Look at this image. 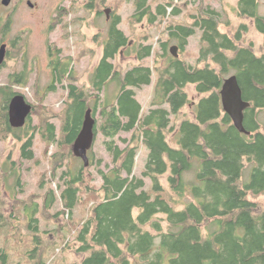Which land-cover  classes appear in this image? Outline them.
Wrapping results in <instances>:
<instances>
[{"label":"trees","instance_id":"obj_1","mask_svg":"<svg viewBox=\"0 0 264 264\" xmlns=\"http://www.w3.org/2000/svg\"><path fill=\"white\" fill-rule=\"evenodd\" d=\"M145 3L135 0L137 11L131 17L141 21L147 16L152 23L156 15ZM167 5L172 6L171 0ZM258 6V0H238L235 10L240 18L251 19L262 35L259 54L251 46L239 45L246 26L241 25L230 37L220 31V14L211 8L190 14L189 24L167 23L161 32L166 39L159 40L157 51L146 38L130 46L129 37L118 28L121 17L112 14L90 90L75 85L70 60L61 61L60 52H56L50 62L52 80L47 90L55 91L57 85L69 82L65 106L55 116L60 127L56 131L49 118L41 116L33 129L32 115L38 107L34 105L26 127L32 133L37 131L47 146L45 155L51 145L57 148L51 159L53 168L58 169L73 157L72 145L90 109L95 120L94 143L97 135L103 137L112 159L107 171L98 169L102 182L97 188L87 185L85 174L94 165L93 147L87 167L75 158L81 164L79 169L63 171L62 209L52 218L64 214L66 221L67 236L58 245L60 253L69 247L66 241L72 235L78 243L74 252L80 261L70 264H264V210L248 199L249 195L264 196V134L259 120L264 117V17L258 14ZM155 8L165 21L167 8L163 4ZM64 11L57 14L61 17ZM170 12L174 16L179 9ZM96 17H103L102 11H96ZM9 28L10 20L3 22L0 17V32ZM196 30L201 35L195 64L174 57L171 49L176 46L169 50L172 42L177 43L178 54H183ZM133 51L138 64L120 70L113 59L121 52L129 55ZM153 58L156 62L163 59V65L154 64ZM233 75L242 99L250 104L243 120L248 135L238 132L222 110L220 89ZM11 77L16 84L28 83L23 70ZM109 82L119 87L114 100L100 95ZM151 84L150 109L144 113L136 90ZM189 85L200 96L195 104L185 91ZM16 95L22 96L11 86H0V141L16 140L21 145L20 158L29 161L34 159L33 134L28 128H12L8 121L9 103ZM187 105H191L194 119L181 114ZM121 133H129V139ZM142 148L146 159L138 178L133 169ZM11 173H16L15 169ZM83 192L89 196L88 210L74 223L73 209ZM43 198L42 210L49 212L56 201L54 190L48 189ZM17 204L14 211L24 221L26 235L15 228L20 220L16 213L5 217L1 210L0 232L7 227L10 234H5V242L13 239L16 245L26 247L20 264H46L39 205L32 201ZM8 258L6 247L0 248V264H8Z\"/></svg>","mask_w":264,"mask_h":264},{"label":"rangeland","instance_id":"obj_2","mask_svg":"<svg viewBox=\"0 0 264 264\" xmlns=\"http://www.w3.org/2000/svg\"><path fill=\"white\" fill-rule=\"evenodd\" d=\"M28 1L33 5L32 8L27 5ZM100 1L11 0L7 7L3 6L0 0V17L3 22L10 20V28L0 32V46L2 44L7 45L5 65L0 66V86H11L15 91L20 92L31 106H38L36 110L33 109L35 112V114L33 112L31 121L33 129L40 124L39 117L41 116L49 118V122L54 125L56 131L60 127V120L55 116L65 106L67 98L65 86H68L69 82L65 81L62 85H57L55 91L47 90L52 80L50 62L52 58H56L57 51L60 52L61 61L67 62L70 60L75 85L91 89V76L102 57L103 43L107 37V29L112 14H119L121 17L118 28L129 37L130 46L146 38L149 42L147 44H152L157 51L159 40L166 39L165 36L161 35V32L165 29L167 23L189 24L191 23L190 14H199L204 9L211 8L220 14L219 29L221 32L233 37L240 30V26L244 25L246 26V32H241L239 45L251 46L256 54L262 52L263 38L256 31L254 22L251 19L240 18L237 15L235 8L238 0H171L172 6L167 5L170 0H146L145 4L149 5L151 11L156 15V20L152 23L149 22L147 16L141 21H136L131 17L137 11L135 0H105L104 3H100ZM258 2L257 12L264 17V0H258ZM157 4H163L167 8L165 21H163L164 17L156 13L155 6ZM89 5L92 6L91 9L88 8ZM173 8L179 9L177 15L173 16L171 15L172 11L169 12ZM59 10H65V15L60 17L57 14ZM96 11H102L103 17H96ZM105 12L108 18H104ZM200 35L201 32L196 30L195 35L188 39L183 54H178L179 51L177 50L178 57L190 64H195L200 48ZM173 46L177 47V43L174 41L169 46V50ZM113 62L120 70H127L138 64L134 51L130 52L129 55H123L121 52L113 59ZM152 62L159 64L158 66L163 65V59L156 62L153 58ZM22 70L28 76L26 86L14 83L11 77ZM154 79L155 75H153V81ZM152 88L153 84L135 89L137 99L142 104L144 113L150 109ZM185 91L189 95L191 103L195 104L200 98L193 85L186 86ZM118 92V85L115 82H109L100 95L102 97L109 96V99L114 100ZM181 114L189 119H194L191 105H187L182 109ZM259 120L261 132L264 134V117L261 115ZM27 130L29 134H33L34 159L32 160L28 161L20 158L21 145L13 138L9 137L6 141H0V210L5 217L11 213H16V216L20 219L19 214L14 211V208L18 205L17 202L26 201L28 204L31 201L36 202L39 205V214L37 215L39 230L41 234L45 233L42 234V240L44 242V254L46 252V257H44L46 264L79 262L80 256L74 252V249L78 247V243L73 241V235L69 237V241H66L69 243V247L60 253L58 245L62 244L63 237L67 236V231L64 228L66 221L64 220V214L59 215L57 219H53L52 216L62 209L59 195L64 183L63 171L69 168L74 172L79 169L81 164L74 156H69L62 162V167L54 169L51 157L54 153H57V148L51 145L47 155H45L47 146L41 141L37 131L32 133L29 127ZM120 136L129 139L130 134L121 133ZM103 141L104 138L97 135L92 148L94 165L85 173L87 185L94 188L99 187L102 182L98 175V169L107 171L112 163V159L105 151ZM119 145L123 146L121 142H119ZM59 152L61 154V149ZM145 159L146 150L142 148L135 158L133 176L141 177ZM14 169L16 173L13 174L11 171ZM53 172L55 173V179L52 178ZM42 181L43 184L41 185ZM162 181L165 184L164 178ZM146 184L148 187V180H146ZM48 189L54 190L56 201L49 212L45 211L44 213L42 210L43 195ZM80 197L82 199L79 205L73 209L72 217L77 219L74 223L80 222L86 216L90 203L87 193H81ZM248 199L258 202L259 207L264 210L263 195L256 197L249 195ZM18 222L19 224H16L17 227L15 228L20 232L19 234L25 236L27 233L25 223L22 219ZM69 227L73 230L71 225ZM5 234H10L7 227L0 232V248L6 247V253L9 255L8 264L22 262V253L26 247L23 246V243L20 246L16 245L13 239H8V242H5ZM56 247L59 249V253L54 251ZM43 248L41 252H43Z\"/></svg>","mask_w":264,"mask_h":264},{"label":"water","instance_id":"obj_3","mask_svg":"<svg viewBox=\"0 0 264 264\" xmlns=\"http://www.w3.org/2000/svg\"><path fill=\"white\" fill-rule=\"evenodd\" d=\"M11 0H1L3 6H8ZM31 7L30 2L27 3ZM174 57H177V48L171 49ZM6 56V45L0 46V66L4 63ZM220 100L223 112L229 116L235 129L248 135L243 127L244 112L250 108L249 102L242 99L241 89L236 76L226 78L220 89ZM33 107L21 95H16L9 103L8 121L12 128H21L25 125L27 118L31 115ZM95 120L90 109L86 110L81 129L72 145V153L75 158L80 159L83 165H89L88 152L94 144Z\"/></svg>","mask_w":264,"mask_h":264},{"label":"flooded vegetation","instance_id":"obj_4","mask_svg":"<svg viewBox=\"0 0 264 264\" xmlns=\"http://www.w3.org/2000/svg\"><path fill=\"white\" fill-rule=\"evenodd\" d=\"M29 2V1H28ZM27 2V3H28ZM31 4V3H30ZM8 7V6H7ZM33 7V5H31V8ZM105 14H106V12H105ZM107 15V14H106ZM107 18H108V16H107ZM4 45H6V44H4ZM6 52H7V45H6ZM27 125H26V123H25V125L23 126V127H21V128H23V129H27L28 127H26ZM20 144V143H19Z\"/></svg>","mask_w":264,"mask_h":264},{"label":"clouds","instance_id":"obj_5","mask_svg":"<svg viewBox=\"0 0 264 264\" xmlns=\"http://www.w3.org/2000/svg\"><path fill=\"white\" fill-rule=\"evenodd\" d=\"M170 12V11H169Z\"/></svg>","mask_w":264,"mask_h":264}]
</instances>
